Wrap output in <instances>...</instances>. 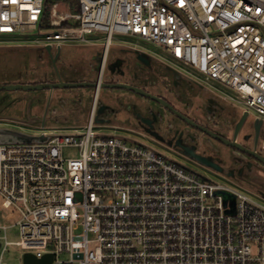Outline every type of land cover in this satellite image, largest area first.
<instances>
[{"label":"built area","instance_id":"1","mask_svg":"<svg viewBox=\"0 0 264 264\" xmlns=\"http://www.w3.org/2000/svg\"><path fill=\"white\" fill-rule=\"evenodd\" d=\"M46 2L0 0V34L34 29L56 49L103 35V56L114 35L134 37L264 120V0H77L75 12L43 27ZM96 100L72 132L0 142V208L11 222L0 225V264H10L8 246L18 247L21 264L25 252L51 253L50 264H264L258 194L213 181L150 145L100 133ZM13 226L18 240L9 241Z\"/></svg>","mask_w":264,"mask_h":264},{"label":"rangeland","instance_id":"2","mask_svg":"<svg viewBox=\"0 0 264 264\" xmlns=\"http://www.w3.org/2000/svg\"><path fill=\"white\" fill-rule=\"evenodd\" d=\"M53 5H56L54 16ZM76 8L77 0H47L45 16L48 17V25L52 20H59V15L65 12H75ZM64 22L68 20H61V24ZM88 38V42L75 41L64 44L60 50H49L44 45L42 34L34 29H25L17 34H0V82H50L47 79L53 80L59 75L75 81L84 71L89 73L91 79H95L103 55L104 36ZM95 39L100 45H85L92 44V41L94 43ZM113 41L117 46L112 45L108 52L104 81L115 78L140 86L146 85L145 90L165 97L186 115L208 124L228 139L237 140L264 156L261 148L264 141V120L256 121L254 112L243 117L238 106L230 104L214 90L196 83L175 69L170 64L173 59L162 49L125 35L116 34ZM126 50L129 51L127 56ZM77 60L80 62L78 65L74 64ZM93 98L94 86L1 89L0 141L21 138L20 135L13 134L15 131L26 135H37L43 131L72 132L70 128L87 122ZM145 99L163 117L160 128L153 129L155 135L146 126L150 124V119L142 113L149 112ZM172 115L175 116L166 105L136 91L101 86L93 122L97 127L101 126L100 133L119 134L150 145L168 158L213 181H221L253 197L258 194L264 203L263 162L198 130L186 131L181 136L178 128L168 124ZM178 119L182 124L189 125L180 117ZM102 124L118 125L123 129L103 127ZM41 125L44 127H40ZM137 131L145 133L152 140L139 135ZM161 144L167 146L163 147ZM64 153L73 155V152ZM198 157L212 160L222 170L219 172L203 166ZM5 215L6 211L0 208V225L11 223L5 221ZM6 235L9 241L18 240L17 227L8 228ZM19 255L18 247L8 246L4 258L10 264H21Z\"/></svg>","mask_w":264,"mask_h":264},{"label":"water","instance_id":"3","mask_svg":"<svg viewBox=\"0 0 264 264\" xmlns=\"http://www.w3.org/2000/svg\"><path fill=\"white\" fill-rule=\"evenodd\" d=\"M47 49L50 50V46H46ZM58 86H62V87H77V86H94L97 88V86H99V83H94V82H65V81H61L59 80L58 82H47V83H35V84H20V83H8V84H2L0 85V89H17V88H22V89H37V88H45V87H58ZM103 86L106 87H117V88H126V89H131L133 91H136L144 96L150 97L158 102H161L162 104L166 105L167 107L171 106L161 97H158L150 92H147L137 86L128 84V83H122V82H117V83H103ZM175 111V110H174ZM176 112V111H175ZM247 115V112H243V117H245ZM180 116L186 120L187 122L191 123V124H195L197 125L193 120H191L190 118H188L187 116L180 114ZM261 122V120H256ZM199 128H201L204 131H207L210 135L222 140L223 142L232 145L234 147H237L251 155H253L254 157H256L258 160H260L261 162L264 163V156L261 155L260 153H257L256 151H254L253 149H249L247 147H244L243 145L239 144L238 142H236L235 140H229L227 138H224L223 136L214 133L211 130L206 129L205 127L198 125ZM4 133H7L6 130L3 131ZM13 134H17L20 135L21 138L19 139H13V138H8L7 140L4 141H0V142H21V141H31V140H40L42 139L41 136H35V135H26L20 132H13ZM195 155V154H193ZM200 163L203 166L206 167H210L216 171H221L222 168L221 166H219L217 163L213 162L212 160L209 159H205L203 157H198ZM230 206L231 208L227 210V212H232L234 209V197H232L230 199ZM52 260V254L51 253H46L44 255H42L41 257H36L34 254L30 253V252H25L22 255V264H50Z\"/></svg>","mask_w":264,"mask_h":264},{"label":"flooded vegetation","instance_id":"4","mask_svg":"<svg viewBox=\"0 0 264 264\" xmlns=\"http://www.w3.org/2000/svg\"><path fill=\"white\" fill-rule=\"evenodd\" d=\"M108 52H109V48H108V50H107V53H106V56H105V60H104V63L102 64V61H103V55H102V59H101V63H100V68H99V71H98V74H97V77L95 78V79H92L93 81H85V82H94V83H99V87H98V90L96 89V87H94V94L96 93V96H98V94H99V91H100V89H101V86H103V83H106V84H108V83H117V82H122V81H119V79H109V80H103L104 79V69H105V62H106V59H107V56H108ZM171 66V65H170ZM141 75V74H140ZM53 82H58V81H53ZM69 82H82V81H69ZM44 83H47V82H44ZM51 83V82H50ZM122 83H128L127 81H123ZM128 84H131V85H134V86H137V87H139V88H141V89H143V90H145V87H146V85H142V86H140V85H137V84H133V83H128ZM145 86V87H144ZM112 88H114V87H112ZM130 90V89H129ZM145 91H147V89L145 90ZM148 92V91H147ZM153 94V93H152ZM154 95H156V96H158V97H161L162 99H164L170 106H171V108L170 107H168L174 114H175V116L174 115H172V117L170 118V119H168V121H169V123L168 124H172L175 128H178L179 129V131H178V134H181V136L182 135H184V133L186 132V131H191L192 129L193 130H198V131H200V132H202L203 134H209L207 131H204V130H202L201 128H199L198 127V125H201V126H203V127H205L206 129H208V130H211V131H213L214 133H216V134H219V135H221V136H223L224 138H227L225 135H223L219 130H217V129H214V128H211L208 124H205V123H203V122H200V121H198V120H196V119H194V118H192L191 116H189V115H186L185 113H183L182 111H180V110H178L177 108H175V106L173 105V104H171L165 97H162L161 95H159V94H154ZM144 96V95H143ZM145 97H147V96H145ZM147 98H150V97H147ZM150 99H152V98H150ZM154 100V99H153ZM156 101V100H155ZM146 104V107H147V109H149V112L148 111H145V112H142L145 116H146V118H149L150 120H149V125H146V126H148V127H150L151 129H150V131L152 132V133H154V135L156 134L155 133V130L157 129V128H160V122L162 121V114L159 116V110H156V109H154V108H152L151 107V105L149 104V100H147V99H145V101H144ZM176 112H175V111ZM147 113V114H146ZM161 113V112H160ZM180 114H183V115H185V116H187L188 118H190L191 120H193L197 125H195V124H191V123H189V122H187L186 120H184L181 116H180ZM176 116H178V117H180L181 119H183L185 122H187L189 125H187V124H182V122L180 121V119H178V117H176ZM139 129H142V128H139ZM153 129H155V130H153ZM216 138V137H215ZM155 139V138H154ZM216 139H218V138H216ZM228 139V138H227ZM156 140V139H155ZM218 140H220V139H218ZM229 140H231L230 138H229ZM220 141H222V140H220ZM236 142H238L237 140H235ZM239 144H241V145H243L241 142H238ZM167 146V145H166ZM244 146V145H243ZM244 147H247V148H249V149H253V148H251V147H249V146H244ZM254 151H256L255 149H253ZM257 152V151H256ZM257 153H259V152H257ZM249 154V153H248ZM251 155V154H250ZM253 156V155H252Z\"/></svg>","mask_w":264,"mask_h":264},{"label":"crops","instance_id":"5","mask_svg":"<svg viewBox=\"0 0 264 264\" xmlns=\"http://www.w3.org/2000/svg\"><path fill=\"white\" fill-rule=\"evenodd\" d=\"M91 36H96V35H93V34H89L88 35V37H91ZM115 36V35H114ZM117 36H119V35H117ZM124 36V35H123ZM113 39H114V37H113ZM113 39H112V41H111V44H110V47L112 46V45H114V46H117V43H113L114 41H113ZM96 39H95V41H94V43H93V41L91 42L92 44H85V45H100V42L98 43H96ZM64 45V44H63ZM62 45V46H63ZM62 46L59 48V49H56V48H54V47H51L50 49H55V50H60L61 48H62ZM110 47H109V50H110ZM118 48V47H117ZM120 48V47H119ZM120 49H124L125 50V48H120ZM127 51V50H126ZM125 53V52H124ZM128 53H129V51H127V53H126V55L125 56H127L128 55ZM104 60H105V56H103V61H102V64L104 63ZM80 62H79V60H77L76 62H74V64H79ZM113 79H115V78H113ZM50 81V82H53V81H59V80H61V81H65V82H69V81H73V80H69V78H66L65 76H61V75H59V76H57L55 79H53V80H50V79H47V81ZM75 81H93L90 77H89V73H87V71H84L83 72V75L80 77V78H78V79H75ZM119 81H125V80H120L119 79ZM8 83H20V84H35V83H21V82H15V81H10V82H0V85H2V84H8ZM41 83H44V82H41ZM37 89H41V88H37ZM1 90V89H0ZM124 90V89H123ZM96 96V93L94 94V97ZM97 97V96H96ZM94 99V98H93ZM92 106V105H91ZM91 111V110H90ZM243 113V112H242ZM89 115H90V113H89ZM89 117V116H88ZM107 125H110V124H107ZM77 126H82V125H77ZM141 132V131H140ZM139 135H141V136H143V137H146L147 139H149V140H152L148 135H146L145 133H143L142 132V134H139ZM155 142V141H154ZM162 145V144H161ZM163 147H166V146H164V145H162ZM170 149V148H169ZM220 175V174H219ZM222 177H223V175H221Z\"/></svg>","mask_w":264,"mask_h":264},{"label":"trees","instance_id":"6","mask_svg":"<svg viewBox=\"0 0 264 264\" xmlns=\"http://www.w3.org/2000/svg\"><path fill=\"white\" fill-rule=\"evenodd\" d=\"M47 19H48V17L46 18V16H45V17H44L43 24H42L43 27H47V26H49V25H48V20H47ZM63 24H67V22H64Z\"/></svg>","mask_w":264,"mask_h":264}]
</instances>
